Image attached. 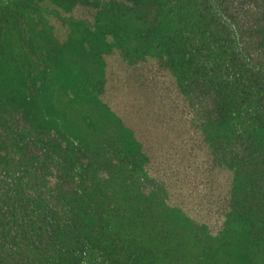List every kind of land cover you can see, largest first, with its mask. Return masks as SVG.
<instances>
[{
	"label": "trees",
	"instance_id": "1",
	"mask_svg": "<svg viewBox=\"0 0 264 264\" xmlns=\"http://www.w3.org/2000/svg\"><path fill=\"white\" fill-rule=\"evenodd\" d=\"M244 4L238 0L228 21L211 19L206 40L195 46L207 51L210 40L222 41L225 56L212 61L194 51L187 66L172 65L178 96L156 114L159 135L147 144L136 137L145 130L120 119L121 134L102 158L105 145H62L55 155L52 140L37 144L32 138L25 163L0 161V264H87L93 253L108 264H185L194 237L211 235L207 224L183 226L182 210L168 205L167 194L131 182L122 188L118 177L126 173L123 166L133 173L142 164L148 171L143 163L150 161L160 172L159 149L176 147L182 160H190L188 144L207 155L204 177L226 174L218 204L225 226L206 247L221 237L241 244L254 264H264V44L258 45L255 18L241 12ZM177 99L185 100L182 108ZM0 135V144H8V134ZM22 167L35 170L26 179L18 174ZM222 184L216 183L219 189Z\"/></svg>",
	"mask_w": 264,
	"mask_h": 264
},
{
	"label": "rangeland",
	"instance_id": "2",
	"mask_svg": "<svg viewBox=\"0 0 264 264\" xmlns=\"http://www.w3.org/2000/svg\"><path fill=\"white\" fill-rule=\"evenodd\" d=\"M237 2L0 0V134H8V144H0V161L25 163L22 157L32 138L37 144L52 140L55 155L62 145L88 143L99 150L98 143L106 146L102 158L121 134L120 119L145 130L141 135L135 129L136 137L147 144L159 135L153 125L156 114L178 96L172 65L187 66L189 52L212 61L225 56L222 41L210 40L207 51L195 46L206 40L211 19L228 21V11L235 10ZM243 2L241 12L255 18L262 34L258 45H263L264 0ZM166 62L169 65L163 66ZM181 100L180 108L186 103ZM187 147L191 161L182 160L176 147L170 153L159 149L160 172L155 173L150 161L143 163L148 171L142 164L133 173L123 166L126 173L113 177L122 181V188L131 182L167 194L168 205L182 210L178 218L183 226L207 224L210 237H194L185 264H254L237 242L218 237L216 246L206 247L225 226L218 204L226 174L215 171L204 177L205 151L197 144ZM38 156L35 151L34 158ZM118 161L115 157L113 162ZM33 170L22 167L18 174L27 179ZM149 174L153 177L147 178ZM216 183H223L220 189ZM164 187L169 191L164 193ZM89 258L87 264H108L98 253Z\"/></svg>",
	"mask_w": 264,
	"mask_h": 264
}]
</instances>
